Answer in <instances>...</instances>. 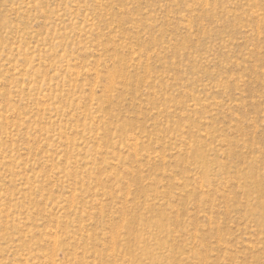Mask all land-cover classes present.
Returning a JSON list of instances; mask_svg holds the SVG:
<instances>
[{
	"label": "rangeland",
	"instance_id": "rangeland-1",
	"mask_svg": "<svg viewBox=\"0 0 264 264\" xmlns=\"http://www.w3.org/2000/svg\"><path fill=\"white\" fill-rule=\"evenodd\" d=\"M142 250L264 264V0H0V264Z\"/></svg>",
	"mask_w": 264,
	"mask_h": 264
},
{
	"label": "bare ground",
	"instance_id": "bare-ground-1",
	"mask_svg": "<svg viewBox=\"0 0 264 264\" xmlns=\"http://www.w3.org/2000/svg\"><path fill=\"white\" fill-rule=\"evenodd\" d=\"M113 76H114V73L113 74H111V76H110V78H113ZM125 202V201H124ZM123 205V204H122ZM122 210V209H121ZM98 211H100V210H98ZM116 225V224H115ZM119 227H121V226H119ZM109 231H111V234H110V239L112 240H110L111 241V243H113L112 245L114 246V245H116L117 243H119V237H118V234H119V232L117 231V227H114L113 226V229L112 230H109ZM140 239V238H139ZM141 242H142V240H141ZM161 244V243H160ZM111 245V246H112ZM158 245V247H160L161 245H159V244H157ZM163 245V244H162ZM163 246H165V245H163ZM110 248V247H109ZM112 249H113V247H111ZM57 248L55 247L54 248V251L56 250ZM108 252V251H107ZM53 253V252H52ZM111 253V252H110ZM116 254H110V255H108V257H114ZM139 257L140 259H141V257H146V259H150L151 258V260H150V262L151 263H149V264H158V258H155V259H152V257L150 256V253H149V251H145V250H142L141 252H140V254H138L137 253V255H136V257ZM93 257V256H92ZM113 260V259H112ZM142 261V260H141ZM82 262V261H81ZM162 262V261H161ZM51 264H55V263H51ZM141 264V263H140Z\"/></svg>",
	"mask_w": 264,
	"mask_h": 264
}]
</instances>
